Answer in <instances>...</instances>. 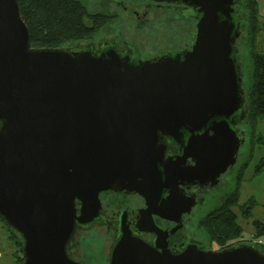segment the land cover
I'll return each instance as SVG.
<instances>
[{"label": "water", "instance_id": "95a60500", "mask_svg": "<svg viewBox=\"0 0 264 264\" xmlns=\"http://www.w3.org/2000/svg\"><path fill=\"white\" fill-rule=\"evenodd\" d=\"M154 1L196 18L191 48L143 58L106 38L32 46L18 0H0V215L22 239V264H87L71 247L103 219V190L139 193L142 215L169 217L181 180L212 184L237 162L248 113L241 0ZM142 220L156 239L122 222L106 264H264L244 241L169 247L167 231Z\"/></svg>", "mask_w": 264, "mask_h": 264}, {"label": "flooded vegetation", "instance_id": "af4514ba", "mask_svg": "<svg viewBox=\"0 0 264 264\" xmlns=\"http://www.w3.org/2000/svg\"><path fill=\"white\" fill-rule=\"evenodd\" d=\"M84 1L89 12L91 11L93 14L102 13L105 16H109V22L103 26L96 27L93 32L94 34L90 38H87L88 40H84L87 42H90V40L98 41L103 38L116 40L118 47L126 49V51H130L132 48L137 49L141 56L146 58L148 55H145L143 47H145L147 40H155V35L161 34L167 42V45H160L153 54L151 53L152 56L162 53L165 50H180L185 47L187 42L195 37L193 34V24L196 25V20L191 21L188 19L191 17H187L182 13L181 10H185V6L183 4L159 2L154 0H108L107 2L104 0L103 4L101 3L102 0H90L93 5L97 4L95 7L101 4V8H92L91 6H88L89 0ZM108 7H110L111 10H108ZM132 15L135 18L133 22L137 24V27L136 29H127L125 28L127 26L123 25V23H125L123 21L131 20L130 18ZM86 21L90 24L93 22L90 18ZM121 24L123 26H121ZM137 28H140V30ZM177 28H179V31H177ZM139 32L142 34L144 33V36L148 39L142 41V38L138 37L139 39L141 38L140 41L133 36ZM127 33L132 34L131 37L128 36ZM191 34L193 36H191ZM177 41L180 42V47H172L170 45ZM238 43L243 45L241 38ZM187 48H191V45L189 44ZM247 130H249V126L248 123L244 121L239 125V131L245 138V141L248 134ZM167 151L168 156L175 154L178 151V146L176 143L170 142L168 143ZM192 162V159L188 158L186 163L188 164ZM235 166L236 163L233 167H230L226 172L222 173L212 184L194 185L188 181L181 180L178 185L180 195L178 201L177 198L173 200L174 205L170 209L171 212H169V217L160 213H152L151 215L145 213L142 215V210L147 207V203L146 198L139 193H129L126 190L115 189L103 190L99 193V198L103 208V219L100 222L93 223V225H91L88 229L91 231L104 229L103 239L106 241V244L103 245L105 246L103 248L106 250L107 258L109 257L111 246L119 236V226L122 222L129 224L135 235L141 236L151 242L156 239L157 234L155 232L140 230L137 227L139 221L143 218L145 220L142 221L146 225H150L149 220L152 219L156 225L167 231L169 247H178L181 244L188 242V240L201 241V236H199L193 222L197 210L202 207L205 202H207L209 195H214V193L216 195L219 193L221 203L223 199L232 192L234 188L230 189V186L234 177L233 169ZM110 194L117 198L112 200L113 197H109ZM192 197H194L195 204L192 207V210L188 212V199ZM177 209L180 210L179 213ZM88 229L80 228L78 230L76 243H74L73 247H71V253L78 258H81L83 253H85L81 249L80 235L86 234ZM107 244L108 246H106ZM107 258L105 259L107 260Z\"/></svg>", "mask_w": 264, "mask_h": 264}, {"label": "trees", "instance_id": "16d2710c", "mask_svg": "<svg viewBox=\"0 0 264 264\" xmlns=\"http://www.w3.org/2000/svg\"><path fill=\"white\" fill-rule=\"evenodd\" d=\"M18 3L22 17L30 30L31 45L36 47H56L66 45L69 42L86 40L94 34L96 27L109 22V16L89 12L84 0H18ZM237 7L242 15L241 41L251 47L252 79L251 85L246 91L248 113L245 122L254 129L255 124L264 118V51L256 48L258 38L264 33V19L261 18L257 0H241ZM181 11L187 17H191L188 18L191 21L196 20L195 17L187 15L185 10ZM88 18L92 19V24L87 23ZM195 26L193 24L194 35ZM191 36L193 35L191 34ZM193 39L188 40L189 42L185 44L184 48H187ZM179 43L177 41L170 45L180 47ZM263 167L264 160L257 165L256 169L259 171ZM240 179L241 174L239 173L236 187L232 192L199 221V227L207 233L210 244L215 242L219 248L243 242L242 239H238L241 236L242 227L237 221L238 214L233 209L236 205H244L239 204ZM253 205L251 203L242 206V213L249 216ZM0 220L15 247V264H22L24 260L22 239L1 215ZM254 226L256 229L255 237L257 239L264 237V222L254 220ZM254 244L264 252V243L257 241Z\"/></svg>", "mask_w": 264, "mask_h": 264}, {"label": "rangeland", "instance_id": "374dc122", "mask_svg": "<svg viewBox=\"0 0 264 264\" xmlns=\"http://www.w3.org/2000/svg\"><path fill=\"white\" fill-rule=\"evenodd\" d=\"M95 1V0H91ZM90 0L88 1V6L92 8H101V4L97 7L93 5ZM108 0H106L107 2ZM104 4V0L101 1ZM102 4V5H103ZM108 10H111L108 7ZM131 20H124L123 25L127 26L125 28L133 29L137 27V24L133 22L135 20L132 15ZM264 19V18H262ZM127 22V23H126ZM121 24V26H123ZM134 26V27H133ZM140 30V28H137ZM141 32V31H140ZM137 33L133 36L138 40L142 38V41L148 39L144 36V33ZM128 36L131 37L132 34L127 33ZM138 37H141L140 39ZM155 40H147L145 47L143 50L145 51V55L147 57L152 56L157 48L166 44L164 37L161 34L154 36ZM98 40V39H97ZM141 41V40H140ZM87 43V41H74L75 48L83 46ZM172 43V42H171ZM167 45V44H166ZM240 55L239 60L242 66V76H243V86L247 91L251 85V73H252V61L250 50L251 47L249 44L240 45ZM256 48L260 51H264V33L260 35L256 42ZM247 138L245 144L240 147L239 150V158L236 162V166L233 169V179L230 186V189L235 188L238 175L241 174L240 185H239V204L250 205L253 203V207L251 208V213L249 216H245L242 213V206L244 205H236L233 207L234 211L238 214L237 221L242 227L241 236L238 239H242L244 242H248L254 244L259 241L264 243V237L257 239L255 237V226L254 220H260L264 222V167L261 170H257L256 167L262 160H264V118L259 120L255 126H249V130H247ZM243 168V169H242ZM105 195V194H104ZM109 197H113L112 200H115L117 197L110 194ZM220 194L214 193V195H209L207 202L203 204L197 210L196 216L193 219L194 227L197 229L199 236H201V241L205 243L208 247L219 248L217 243H209L208 235L205 230L199 227L198 223L201 217H203L207 212L211 209L215 208L220 203ZM0 224L3 225V222L0 220ZM104 229H99L98 231L87 230L86 234L80 235L81 249L83 255L81 259L85 261L87 264H105L107 258L106 250L103 248L106 241L103 239ZM77 236V235H76ZM232 242V241H231ZM108 246V244L106 245ZM0 250L2 255L0 256V264H14L15 262V251L12 250L11 243L8 242L4 237L0 239ZM77 257V256H76Z\"/></svg>", "mask_w": 264, "mask_h": 264}, {"label": "crops", "instance_id": "0c3cea01", "mask_svg": "<svg viewBox=\"0 0 264 264\" xmlns=\"http://www.w3.org/2000/svg\"><path fill=\"white\" fill-rule=\"evenodd\" d=\"M258 1V4H259V9H260V15H261V18H264V0H257ZM5 238L8 242L11 243V247H12V250L13 251H16L15 250V247L13 246V243H12V240L10 239L9 237V234L8 232L5 230V228L3 227L2 224H0V239L2 238ZM2 255V252L0 250V256ZM15 261H16V256H15ZM15 264V262H14Z\"/></svg>", "mask_w": 264, "mask_h": 264}]
</instances>
